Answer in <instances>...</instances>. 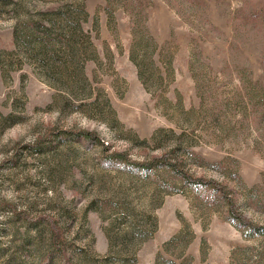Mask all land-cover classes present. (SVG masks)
Instances as JSON below:
<instances>
[{"label": "rangeland", "instance_id": "374dc122", "mask_svg": "<svg viewBox=\"0 0 264 264\" xmlns=\"http://www.w3.org/2000/svg\"><path fill=\"white\" fill-rule=\"evenodd\" d=\"M65 1L97 59L47 74L13 32ZM106 2L0 0V264H264L230 216L264 226V0H141L142 77L141 26Z\"/></svg>", "mask_w": 264, "mask_h": 264}, {"label": "trees", "instance_id": "16d2710c", "mask_svg": "<svg viewBox=\"0 0 264 264\" xmlns=\"http://www.w3.org/2000/svg\"><path fill=\"white\" fill-rule=\"evenodd\" d=\"M106 1L107 2L104 9L111 20L114 16L113 6L123 5V8L125 9L131 7L129 10L132 12L131 23L133 26H141V29L137 32L140 35V39L135 43L131 42L129 56L133 63L137 66L139 75L142 77V71H147L144 61L150 58L155 46L151 38L142 34L145 28L144 25L141 24V18L145 17L143 13L144 7L142 2L141 0H125V3H122L123 0ZM40 15L41 17H38L37 19H28L23 25H21L20 29L15 28L13 32V41L18 48H22L25 51L28 50L31 55L33 54L32 56L36 59L40 66H42L43 70H45L47 74H51L54 70V66L57 65L62 68L69 66L74 71L80 72L82 67L80 65L81 60L78 58V53L81 52L79 45H82L84 47L83 49L90 47L92 57H89V59H97L96 50L91 36L89 34H85L82 27V23H85L88 20V14L82 1H65L64 4L50 9L49 12H40ZM93 28L97 31L96 20L93 22ZM137 47H142L143 61L141 59L138 60L136 57ZM149 62L151 61H148V63ZM246 93L251 104L258 105V102L254 101V95L250 96V91L247 90ZM59 134L63 133L60 132ZM78 134H81L85 137L92 136V134L88 131H81ZM205 183H207V181H205ZM208 183L212 184L214 189L223 192V188L220 187V185L211 181ZM230 216L236 221L248 226L250 229L259 232L264 231V226H254L233 209H230ZM45 220H47L50 226L52 244L54 246H57L58 244L62 245V234L60 233V228L57 227L55 221L52 218L46 217ZM171 241H173V239H171L169 242H166L164 246L166 247L169 245ZM174 256L176 258L180 257V255L177 256V254H174ZM164 264L175 263L173 261L164 260Z\"/></svg>", "mask_w": 264, "mask_h": 264}]
</instances>
